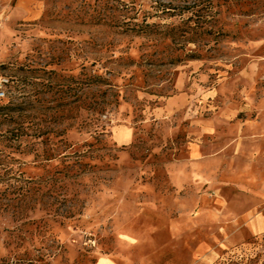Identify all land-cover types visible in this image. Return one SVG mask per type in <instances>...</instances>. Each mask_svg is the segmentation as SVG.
I'll return each instance as SVG.
<instances>
[{
	"label": "rangeland",
	"instance_id": "obj_1",
	"mask_svg": "<svg viewBox=\"0 0 264 264\" xmlns=\"http://www.w3.org/2000/svg\"><path fill=\"white\" fill-rule=\"evenodd\" d=\"M41 1L0 21V259L264 264V0Z\"/></svg>",
	"mask_w": 264,
	"mask_h": 264
},
{
	"label": "crops",
	"instance_id": "obj_2",
	"mask_svg": "<svg viewBox=\"0 0 264 264\" xmlns=\"http://www.w3.org/2000/svg\"><path fill=\"white\" fill-rule=\"evenodd\" d=\"M42 11L41 0H0V21H34L42 15ZM252 135L256 137L259 134L253 133ZM262 135L264 136V131Z\"/></svg>",
	"mask_w": 264,
	"mask_h": 264
},
{
	"label": "trees",
	"instance_id": "obj_3",
	"mask_svg": "<svg viewBox=\"0 0 264 264\" xmlns=\"http://www.w3.org/2000/svg\"><path fill=\"white\" fill-rule=\"evenodd\" d=\"M6 108L0 107V111H4ZM3 113V112H2ZM31 262V260H29ZM0 264H10L9 261H6L5 259H0Z\"/></svg>",
	"mask_w": 264,
	"mask_h": 264
},
{
	"label": "built area",
	"instance_id": "obj_4",
	"mask_svg": "<svg viewBox=\"0 0 264 264\" xmlns=\"http://www.w3.org/2000/svg\"><path fill=\"white\" fill-rule=\"evenodd\" d=\"M3 96H4V92H3V90H2V86H1V84H0V98L3 97Z\"/></svg>",
	"mask_w": 264,
	"mask_h": 264
}]
</instances>
